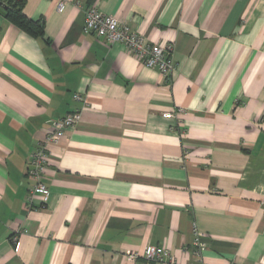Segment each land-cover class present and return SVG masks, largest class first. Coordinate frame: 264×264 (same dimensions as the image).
<instances>
[{"label": "crops", "instance_id": "obj_1", "mask_svg": "<svg viewBox=\"0 0 264 264\" xmlns=\"http://www.w3.org/2000/svg\"><path fill=\"white\" fill-rule=\"evenodd\" d=\"M59 1L24 0L34 38L0 0V264H191L194 229L202 263L264 264V0ZM89 7L173 44L170 82L85 32ZM79 108L31 196V151Z\"/></svg>", "mask_w": 264, "mask_h": 264}, {"label": "built area", "instance_id": "obj_2", "mask_svg": "<svg viewBox=\"0 0 264 264\" xmlns=\"http://www.w3.org/2000/svg\"><path fill=\"white\" fill-rule=\"evenodd\" d=\"M64 9L65 2L61 0L56 5V11L62 13ZM84 31L93 34L106 44L122 45L127 54L133 56L144 67L156 70L167 82H170L172 74L178 66L174 58L173 44L161 46L152 43L117 18L105 15L94 7H89L85 11ZM73 99L80 102L82 107L86 105L85 99L77 94H74ZM180 113H183V109H175L174 112L165 113L162 117L173 119ZM79 120L80 108L73 110L57 121L51 122L45 130L43 140L36 144L31 151L27 168V176L32 181L31 196L35 194L44 195L47 192L43 178L50 161L49 146L57 144L64 137L65 132L74 128ZM202 239L203 234L194 229L192 246L196 261L191 264H204L201 262L200 256L206 248V243ZM130 257L132 260L142 261L144 264H176L170 252L161 246H145L141 253L133 252Z\"/></svg>", "mask_w": 264, "mask_h": 264}, {"label": "trees", "instance_id": "obj_3", "mask_svg": "<svg viewBox=\"0 0 264 264\" xmlns=\"http://www.w3.org/2000/svg\"><path fill=\"white\" fill-rule=\"evenodd\" d=\"M4 6V17L14 26L34 37L43 36V24L41 21H33L23 14L24 0H1Z\"/></svg>", "mask_w": 264, "mask_h": 264}]
</instances>
